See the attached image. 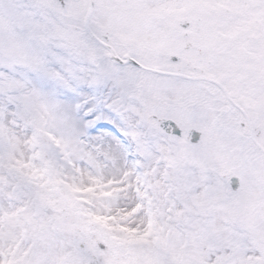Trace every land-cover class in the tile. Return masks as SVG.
Here are the masks:
<instances>
[{"label": "snow or ice", "instance_id": "6c2138e0", "mask_svg": "<svg viewBox=\"0 0 264 264\" xmlns=\"http://www.w3.org/2000/svg\"><path fill=\"white\" fill-rule=\"evenodd\" d=\"M0 264H264V0H0Z\"/></svg>", "mask_w": 264, "mask_h": 264}]
</instances>
